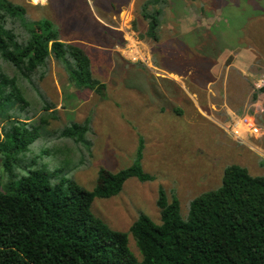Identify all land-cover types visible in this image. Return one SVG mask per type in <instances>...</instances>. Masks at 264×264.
I'll return each instance as SVG.
<instances>
[{
	"label": "rangeland",
	"instance_id": "obj_1",
	"mask_svg": "<svg viewBox=\"0 0 264 264\" xmlns=\"http://www.w3.org/2000/svg\"><path fill=\"white\" fill-rule=\"evenodd\" d=\"M12 1L26 8L28 21L50 18L61 38L82 45L107 91L101 97L79 90L53 61L41 83L43 94L32 92L31 99L34 108L53 103L57 118L27 148L15 151L7 177L42 168L52 184L75 180L93 189L101 167L116 172L137 161L142 140L139 162L155 178L131 177L120 193L96 197L92 204L109 226L128 231L141 213L161 221L160 187L179 198L186 217L195 196L221 185L227 165L264 175V93L251 102L264 79V0H166L158 41L133 32L137 21L138 31L146 33L144 14L153 12L152 1ZM234 48L250 50L247 74L229 67ZM29 110L13 102L5 113L34 121ZM73 120L89 122L86 141L59 135ZM129 244L140 256L132 235Z\"/></svg>",
	"mask_w": 264,
	"mask_h": 264
},
{
	"label": "trees",
	"instance_id": "obj_2",
	"mask_svg": "<svg viewBox=\"0 0 264 264\" xmlns=\"http://www.w3.org/2000/svg\"><path fill=\"white\" fill-rule=\"evenodd\" d=\"M151 1L153 12L144 14L146 33L138 31L137 21L133 26L142 39L158 41L167 1L146 2ZM25 15L24 6L0 0V264H264V175H253L246 166L227 165L221 185L195 196L186 217L179 198L160 187L161 221L141 213L128 231L109 226L92 204L96 197L120 193L131 177L155 178L139 162L142 140L138 160L116 172L101 167L93 189L75 180L52 184L51 173L42 168L6 176L15 151L27 148L57 118L53 103L34 108L31 99L32 92L43 94L41 83L53 61L79 90L101 97L107 91L82 45L61 38L50 18L28 21ZM254 88L252 103L264 93V79ZM13 102L29 108L34 121L6 114ZM89 129L87 120H73L58 133L81 142ZM130 235L140 256L130 247Z\"/></svg>",
	"mask_w": 264,
	"mask_h": 264
},
{
	"label": "crops",
	"instance_id": "obj_3",
	"mask_svg": "<svg viewBox=\"0 0 264 264\" xmlns=\"http://www.w3.org/2000/svg\"><path fill=\"white\" fill-rule=\"evenodd\" d=\"M113 28L120 30L122 27H113ZM133 32L136 34V32L134 30H133ZM188 34H192V33H188ZM234 49L236 50L235 51V56L236 55L237 56L235 57L234 60H231L232 62H230L228 65H229V67H232L233 69L235 68L236 70H238L242 74H245L249 69L252 68V64H253V60L251 59L252 58L251 57L252 54L249 53L250 50H247V51L246 50H243L242 51L241 49H238V48H234ZM122 51H124V47H123V50ZM92 69H93V64H92ZM93 72H94V70H93ZM170 75H172L173 77H176V74H173L172 73ZM196 104H197V107L199 109L201 107V105L198 102Z\"/></svg>",
	"mask_w": 264,
	"mask_h": 264
},
{
	"label": "built area",
	"instance_id": "obj_4",
	"mask_svg": "<svg viewBox=\"0 0 264 264\" xmlns=\"http://www.w3.org/2000/svg\"><path fill=\"white\" fill-rule=\"evenodd\" d=\"M246 123L248 124L249 127H252L253 124L255 125L254 119L252 117H248V119H246ZM253 131L254 132L258 131L257 126H254Z\"/></svg>",
	"mask_w": 264,
	"mask_h": 264
},
{
	"label": "bare ground",
	"instance_id": "obj_5",
	"mask_svg": "<svg viewBox=\"0 0 264 264\" xmlns=\"http://www.w3.org/2000/svg\"><path fill=\"white\" fill-rule=\"evenodd\" d=\"M245 124V123H244ZM246 126V125H245ZM247 129H248V126H247ZM252 132V131H251Z\"/></svg>",
	"mask_w": 264,
	"mask_h": 264
}]
</instances>
